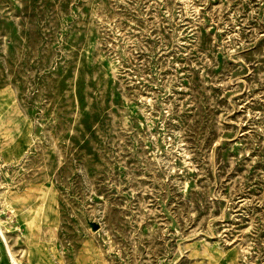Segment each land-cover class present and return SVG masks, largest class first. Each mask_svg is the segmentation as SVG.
I'll return each instance as SVG.
<instances>
[{"label":"rangeland","instance_id":"374dc122","mask_svg":"<svg viewBox=\"0 0 264 264\" xmlns=\"http://www.w3.org/2000/svg\"><path fill=\"white\" fill-rule=\"evenodd\" d=\"M0 227V264H264V0H0Z\"/></svg>","mask_w":264,"mask_h":264},{"label":"bare ground","instance_id":"6f19581e","mask_svg":"<svg viewBox=\"0 0 264 264\" xmlns=\"http://www.w3.org/2000/svg\"><path fill=\"white\" fill-rule=\"evenodd\" d=\"M0 233L3 235V237L5 238V235H4V232H3V230H2V228L0 227ZM2 237V238H3ZM5 243H7V241L5 240ZM33 255V254H32ZM26 259V258H25ZM30 259V258H29ZM32 259V258H31ZM12 263L13 264H19V262L14 258V255H12ZM21 263V262H20ZM22 264V263H21ZM23 264H25V263H23ZM26 264H30V260L26 263Z\"/></svg>","mask_w":264,"mask_h":264},{"label":"crops","instance_id":"0c3cea01","mask_svg":"<svg viewBox=\"0 0 264 264\" xmlns=\"http://www.w3.org/2000/svg\"><path fill=\"white\" fill-rule=\"evenodd\" d=\"M5 253V247L3 245V242H0V255Z\"/></svg>","mask_w":264,"mask_h":264}]
</instances>
